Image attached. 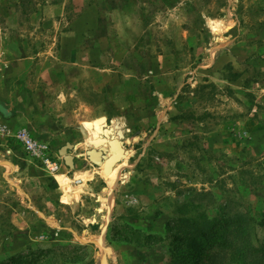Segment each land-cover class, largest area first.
<instances>
[{"label":"rangeland","instance_id":"obj_1","mask_svg":"<svg viewBox=\"0 0 264 264\" xmlns=\"http://www.w3.org/2000/svg\"><path fill=\"white\" fill-rule=\"evenodd\" d=\"M3 44L0 124L59 169L0 137V264H170L200 211L264 242V0H0ZM119 120L110 185L87 138Z\"/></svg>","mask_w":264,"mask_h":264},{"label":"trees","instance_id":"obj_2","mask_svg":"<svg viewBox=\"0 0 264 264\" xmlns=\"http://www.w3.org/2000/svg\"><path fill=\"white\" fill-rule=\"evenodd\" d=\"M198 213L179 217L182 230L170 264H205V258L208 264H264V242L251 240L252 218L236 214L209 219L207 212Z\"/></svg>","mask_w":264,"mask_h":264},{"label":"bare ground","instance_id":"obj_3","mask_svg":"<svg viewBox=\"0 0 264 264\" xmlns=\"http://www.w3.org/2000/svg\"><path fill=\"white\" fill-rule=\"evenodd\" d=\"M119 121H116L114 126L111 125L112 127L109 125L104 126L101 131L91 129L87 138V141L93 145L90 148V150L93 149L90 161L97 162L100 165L101 173L109 181L110 185L115 184L116 179L119 177V169L123 167L122 164H126L130 153V151H126L124 148L120 136H117L120 132L119 129L122 128V123ZM92 169H85L84 172L79 173L76 180L83 181L92 177L94 174V169ZM59 179L65 188V196L71 198L72 188L69 187L68 176L62 174L59 176ZM76 189L77 187L73 190L74 194L76 193Z\"/></svg>","mask_w":264,"mask_h":264},{"label":"built area","instance_id":"obj_4","mask_svg":"<svg viewBox=\"0 0 264 264\" xmlns=\"http://www.w3.org/2000/svg\"><path fill=\"white\" fill-rule=\"evenodd\" d=\"M10 135H13L15 139L20 141L30 155L40 157L43 164L49 169L52 171L59 169L58 163L52 160L50 153L51 147L47 143L41 142L33 137L26 128H21L13 132L7 125L0 124V137Z\"/></svg>","mask_w":264,"mask_h":264},{"label":"water","instance_id":"obj_5","mask_svg":"<svg viewBox=\"0 0 264 264\" xmlns=\"http://www.w3.org/2000/svg\"><path fill=\"white\" fill-rule=\"evenodd\" d=\"M119 130H120V132L118 133V135L120 136V138H123L124 137V132H123V130L121 128ZM73 148H75V144L67 142L59 150V153L63 156L65 163L67 164V166H69L71 168L75 167V161H74L75 156L73 154L69 153V149H73ZM92 151H93V149L87 150V156H88L89 160L91 159V152ZM93 164L98 165L97 162H93Z\"/></svg>","mask_w":264,"mask_h":264},{"label":"crops","instance_id":"obj_6","mask_svg":"<svg viewBox=\"0 0 264 264\" xmlns=\"http://www.w3.org/2000/svg\"><path fill=\"white\" fill-rule=\"evenodd\" d=\"M5 37V38H4ZM10 34H9V31H5V32H2V40H3V42H6V41H8L9 40V43H11L10 41ZM7 39V40H6ZM4 47V44L3 45H1V47L0 48H3ZM9 121V120H8ZM10 121H12V120H10ZM3 123L4 124H8V122H4L3 121ZM9 125V124H8ZM10 126V125H9ZM11 127V126H10ZM14 131L16 130L15 128H12ZM29 132H30V134L33 136V134H32V132H31V130H28ZM33 137H35V136H33ZM17 142H19L20 144H21V142L20 141H18L17 139H15ZM45 143H47V142H45ZM48 145H49V143H47ZM74 161H75V163H76V159L74 158ZM4 163V162H3ZM23 192V191H22Z\"/></svg>","mask_w":264,"mask_h":264}]
</instances>
